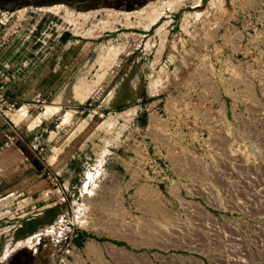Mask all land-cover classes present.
<instances>
[{
  "label": "rangeland",
  "instance_id": "obj_1",
  "mask_svg": "<svg viewBox=\"0 0 264 264\" xmlns=\"http://www.w3.org/2000/svg\"><path fill=\"white\" fill-rule=\"evenodd\" d=\"M70 1L0 0L2 26L99 35L66 74L72 101L9 114L29 178L0 183V264H264V0ZM147 93L160 113L102 131Z\"/></svg>",
  "mask_w": 264,
  "mask_h": 264
},
{
  "label": "crops",
  "instance_id": "obj_2",
  "mask_svg": "<svg viewBox=\"0 0 264 264\" xmlns=\"http://www.w3.org/2000/svg\"><path fill=\"white\" fill-rule=\"evenodd\" d=\"M53 13L56 14V12ZM81 13H79V16H81ZM86 13L92 15L93 11ZM53 16L56 17V15ZM82 17L86 18L88 16ZM48 18L49 16H44L34 20L33 16H27L24 17L23 23L13 24L12 22L7 26L0 24V88L3 89L10 101L16 103V106H20V108L25 104H28L29 107L40 96L50 97L52 95L56 98L55 102L60 104L72 101L71 98H68V95L61 93L63 88H70L71 85H74L68 81L69 79L66 80V74L76 64L78 57L83 56L87 44H93L92 39L99 37V35L76 34L68 28H61L59 21L54 22L51 20L50 23L46 24L49 21ZM18 25L21 28H18ZM13 27L18 29L13 30ZM48 29L49 32H47ZM133 33L139 36L147 35ZM161 34L162 32L151 34L149 42L155 46L158 41L161 42ZM166 41L167 38H165V49H167L169 43V40L167 43ZM152 56L156 57V54L151 53L148 58L143 57L149 61L152 60ZM171 57L173 56L171 55ZM139 59L141 61L142 56ZM200 59L201 62L204 61V57ZM169 60V58L167 60L163 59L162 55V58L154 59L151 64L168 66L170 64ZM188 62L189 58L187 59ZM203 64H200V71L195 70L197 76L201 77L200 83L198 82L199 79L195 80L193 78L194 72L190 73L192 78L189 84L191 83L193 88L204 84ZM152 81L154 80L152 79ZM156 81L154 82L157 83ZM146 95L135 102L136 104L139 103L138 105L125 104L113 107V110L109 113L110 117L103 122L104 128H101L102 131H106L105 123L109 120L115 118L118 120L125 119V116H128L129 113H132L131 118L133 120H142V117L146 118L147 115L150 117L160 113L153 108H156L154 105L158 102L163 101V97H160V94L152 93ZM190 101L193 102V98L187 95L182 103H189ZM195 101L198 102V100ZM145 107L150 111L146 112ZM61 109V106H59V111ZM118 124H120L119 121ZM18 130H20L18 124L12 120L8 112L7 114L0 113V183L2 179L8 181L10 178H20L21 180L29 178L26 152L23 151L16 137H14ZM186 130L188 131V128ZM39 132L40 130H37V134ZM74 133L71 132L69 135H74ZM34 174L36 178H44L38 170ZM135 178H140V176L136 173Z\"/></svg>",
  "mask_w": 264,
  "mask_h": 264
},
{
  "label": "built area",
  "instance_id": "obj_3",
  "mask_svg": "<svg viewBox=\"0 0 264 264\" xmlns=\"http://www.w3.org/2000/svg\"><path fill=\"white\" fill-rule=\"evenodd\" d=\"M7 15V17L4 20V17ZM0 24L2 25H6L9 21L10 18L14 16V13L12 12H1L0 11ZM257 52H261L262 48H258V49H254ZM46 100H44L45 102ZM16 103L11 102L10 99L6 96L5 92L3 91V89L0 88V113H5L7 114H11L13 110H15L16 108ZM20 107V106H19Z\"/></svg>",
  "mask_w": 264,
  "mask_h": 264
},
{
  "label": "bare ground",
  "instance_id": "obj_4",
  "mask_svg": "<svg viewBox=\"0 0 264 264\" xmlns=\"http://www.w3.org/2000/svg\"><path fill=\"white\" fill-rule=\"evenodd\" d=\"M60 8V5H56V6H52V7H50V9H56L57 11H58V9ZM149 9V8H148ZM155 9H157V8H155ZM154 9V10H155ZM166 9V8H165ZM52 11V10H51ZM113 12V11H112ZM166 12V11H165ZM130 12H123V14H129ZM118 14V13H117ZM120 14V13H119ZM81 16H88V15H86L85 13H81ZM125 17V16H124ZM121 18V17H120ZM158 18V15L156 14V15H151V16H149V19L150 20H152L151 21V23H149L148 25H150V24H152V23H154L155 21H156V19ZM122 20V19H121ZM123 22H125V19H124V21ZM150 22V21H149ZM25 112H26V107H22V108H20V109H18L17 110V114L15 113L14 115H13V119H15L16 121H18V120H21L22 118L21 117H24L23 115L25 114ZM16 115V116H15ZM114 251V250H113Z\"/></svg>",
  "mask_w": 264,
  "mask_h": 264
},
{
  "label": "trees",
  "instance_id": "obj_5",
  "mask_svg": "<svg viewBox=\"0 0 264 264\" xmlns=\"http://www.w3.org/2000/svg\"><path fill=\"white\" fill-rule=\"evenodd\" d=\"M66 2H67V3H71V1H70V0H66Z\"/></svg>",
  "mask_w": 264,
  "mask_h": 264
}]
</instances>
